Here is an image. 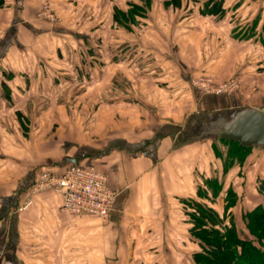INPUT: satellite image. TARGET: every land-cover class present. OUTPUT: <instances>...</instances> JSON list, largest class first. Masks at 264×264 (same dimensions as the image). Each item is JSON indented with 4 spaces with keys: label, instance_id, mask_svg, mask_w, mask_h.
Instances as JSON below:
<instances>
[{
    "label": "crops",
    "instance_id": "1",
    "mask_svg": "<svg viewBox=\"0 0 264 264\" xmlns=\"http://www.w3.org/2000/svg\"><path fill=\"white\" fill-rule=\"evenodd\" d=\"M113 30L123 31L120 54L103 52ZM0 31V119L21 111L39 127L26 141L68 142L66 156L97 165L118 191L107 221L62 210L52 190L27 209L0 198V264H168L200 251L182 201L198 193L193 172L209 169L206 148L213 160L221 139L190 131L216 111L264 108L244 104L246 89L216 95L188 79L264 76V0H0ZM114 77L133 84L109 86ZM109 91L117 98L78 101Z\"/></svg>",
    "mask_w": 264,
    "mask_h": 264
},
{
    "label": "rangeland",
    "instance_id": "2",
    "mask_svg": "<svg viewBox=\"0 0 264 264\" xmlns=\"http://www.w3.org/2000/svg\"><path fill=\"white\" fill-rule=\"evenodd\" d=\"M121 3L122 0H120V4ZM112 32H109L108 40H110V45L108 48L106 47L103 52L109 49V53L114 51V53L120 54L121 47L120 43L117 42V40L120 39L118 38L119 36L117 37L119 32H117L118 34H115L114 30ZM122 32L123 31H120V37H122ZM3 35V32L0 31V40ZM125 50H123V52ZM125 52V54L128 55L132 52V49L129 47ZM112 64L114 65V63H111L109 66L114 68L115 66H112ZM253 64L254 66L256 65L254 67L256 68L257 64L254 60L246 62V66H251ZM94 65H96L95 67L93 66L94 68H102L100 62ZM140 65L148 68L150 63L142 61ZM89 68L90 67H88V69ZM115 68L120 69V64ZM78 69H80V67H78ZM257 69L258 68L254 70ZM94 78V81H100L99 77L95 76ZM250 79H253V81L251 82ZM81 80L85 81V78H81ZM244 80V77L231 75L221 82H217L207 74H192L188 79L192 87L205 93H213L216 95L223 93L232 95V93L237 94L242 92V89H246V91L243 92L246 94L248 93L245 95L249 100L245 101L244 104H257L264 108V76L258 78L249 77L250 81H248V83L246 82L245 86L242 85ZM132 81L133 79L131 78L120 79L114 77L113 79H109L108 83L109 86L120 87L125 84L132 85ZM224 84L227 85L224 87L225 89L217 92L216 89ZM110 91L103 94H97V96L91 94H83L81 96L79 94L78 101L83 103L84 101H87L89 97H92L94 98L93 100H95L93 103L98 104L101 98H106L110 101L111 99H116V94ZM249 91H252L253 93H250ZM242 95L244 94L242 93ZM86 98L87 100H85ZM3 99L4 94L0 91V101ZM78 103L79 102H77V104ZM27 112L28 114L31 113L29 111ZM94 112V110L85 111V113L90 115L94 114ZM61 113H63V111H61ZM83 113V110L77 108V117ZM22 115L21 111H14L15 118L13 120L7 121L3 118L0 119V198L7 197L14 200L24 198V203L20 208L27 209L34 203L36 196L45 191L52 190L57 197L61 199L60 195L52 188L35 189V183L42 172L53 170L59 173L65 171L68 167L74 164L90 165L103 171L93 163H81L74 157L66 156L68 151L65 150L64 146L68 145V142H61L62 146L55 150L56 145L60 142L49 141L38 143L26 141L28 138L26 139L25 137L28 136V131H31L32 133L39 131V127L38 125H25L24 122H21ZM63 116L64 115L62 114V118ZM82 117H84V115ZM10 135L13 136V139H10ZM6 138L8 140H3ZM38 144L40 145V152H37V148H35ZM212 149L214 152L213 160L210 158L209 151L206 148V164L209 165V169H199L197 171L198 174L193 172L196 175V180L199 185L198 193L194 196H190V198L184 199L182 201V208L188 209V213H190L191 211H197L195 209H197L196 205L199 203L212 206L219 213V218L223 223L222 225L229 226L233 224L237 227L238 232L242 237H252L256 239L246 225L245 214L260 205L264 206V147L255 146L247 150H240L233 144L226 143L223 140H214ZM53 152H55V154H61L57 156ZM41 153H45L49 157H43L41 156ZM103 172L107 175L109 187L116 194V201L118 191L110 186L109 176L105 171ZM28 202L30 203L26 205ZM190 221L192 225L195 224L191 217ZM208 223L211 224L210 220ZM187 251L188 252L186 253L166 255L164 257L169 262L168 264H188V261L189 264H195L191 248L189 247Z\"/></svg>",
    "mask_w": 264,
    "mask_h": 264
},
{
    "label": "trees",
    "instance_id": "3",
    "mask_svg": "<svg viewBox=\"0 0 264 264\" xmlns=\"http://www.w3.org/2000/svg\"><path fill=\"white\" fill-rule=\"evenodd\" d=\"M221 140L240 150L252 148ZM196 206L197 211L189 213L195 222L191 234L200 245V251L193 254L195 264H264V206L245 214L246 225L256 239L242 237L233 224L222 225L219 213L212 206L204 203Z\"/></svg>",
    "mask_w": 264,
    "mask_h": 264
},
{
    "label": "built area",
    "instance_id": "4",
    "mask_svg": "<svg viewBox=\"0 0 264 264\" xmlns=\"http://www.w3.org/2000/svg\"><path fill=\"white\" fill-rule=\"evenodd\" d=\"M48 10L49 7H44L42 15L53 18ZM226 86L221 85L216 89L217 92L224 90ZM107 180V175L93 166L74 164L63 172H42L35 183V189H54L61 197L62 210L70 214H89L107 221L116 196Z\"/></svg>",
    "mask_w": 264,
    "mask_h": 264
},
{
    "label": "water",
    "instance_id": "5",
    "mask_svg": "<svg viewBox=\"0 0 264 264\" xmlns=\"http://www.w3.org/2000/svg\"><path fill=\"white\" fill-rule=\"evenodd\" d=\"M190 135L236 141L244 147H264V109L242 106L216 111Z\"/></svg>",
    "mask_w": 264,
    "mask_h": 264
}]
</instances>
